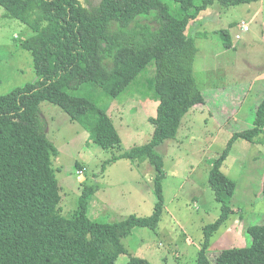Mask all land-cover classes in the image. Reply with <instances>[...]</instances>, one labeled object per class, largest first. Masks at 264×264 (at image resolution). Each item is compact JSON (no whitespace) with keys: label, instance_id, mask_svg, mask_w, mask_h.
Returning <instances> with one entry per match:
<instances>
[{"label":"trees","instance_id":"obj_1","mask_svg":"<svg viewBox=\"0 0 264 264\" xmlns=\"http://www.w3.org/2000/svg\"><path fill=\"white\" fill-rule=\"evenodd\" d=\"M170 1L177 4L173 12L166 0H99L96 4L89 0H0L6 16L31 31L19 46L31 54L38 78L0 97V264H114L124 252L121 238L135 227H157L163 174L155 148L174 139L183 116L204 103L193 76L196 47L186 30L214 0L197 6L194 0ZM220 32L229 49L231 41ZM151 62L155 63L151 98L158 103L156 116L149 119L154 126L152 137L111 161L124 157L153 165L157 173L153 213L113 223L91 221L86 211L94 189L84 187L75 215L64 217L59 213V186L51 167L57 149L46 136L39 104L48 101L58 106L71 121L88 129L92 143L103 150L117 148L120 139L108 115L93 101L67 90L94 83L115 98ZM238 138L264 141V97L256 106L252 127L234 133L211 165L208 185L221 211L215 222L203 228L196 264H264V225L248 227L249 246L223 250L213 263L205 255L212 236L233 213L229 200L235 183L220 168ZM127 264L150 263L130 257Z\"/></svg>","mask_w":264,"mask_h":264},{"label":"rangeland","instance_id":"obj_2","mask_svg":"<svg viewBox=\"0 0 264 264\" xmlns=\"http://www.w3.org/2000/svg\"><path fill=\"white\" fill-rule=\"evenodd\" d=\"M166 2L172 12L177 8L176 3ZM202 3L194 0L195 6ZM242 23L248 26L246 32ZM221 30L231 41L229 49ZM30 34L0 6V97L38 80L31 54L19 46ZM186 35L196 47L193 76L204 103L183 116L174 139L155 148L163 174L160 220L155 229L135 227L121 238L124 252L114 264H127L130 257L150 264H196L203 228L215 222L221 211L208 185L211 165L234 133L252 127L256 106L264 97V0L241 4L214 0L190 21ZM154 75L151 62L115 98L94 83L67 90L93 101L108 115L120 139L117 148L103 150L92 143L88 129L71 121L58 106L48 101L39 104L46 136L57 149L51 167L59 186V213L64 217L75 215L84 187L94 189L86 211L91 221L113 223L153 213L157 203L153 165L124 157L111 159L150 141L154 126L149 119L156 116L158 104L151 98ZM220 170L235 183L229 200L233 213L205 251L211 263L223 250L249 246L248 227L264 225V141L234 140Z\"/></svg>","mask_w":264,"mask_h":264},{"label":"built area","instance_id":"obj_3","mask_svg":"<svg viewBox=\"0 0 264 264\" xmlns=\"http://www.w3.org/2000/svg\"><path fill=\"white\" fill-rule=\"evenodd\" d=\"M241 29L243 32H246L248 30V26L246 24L242 23ZM236 38L239 39V36L237 35ZM81 172L82 171H77V174H80Z\"/></svg>","mask_w":264,"mask_h":264}]
</instances>
